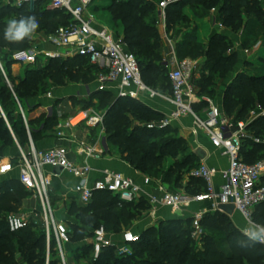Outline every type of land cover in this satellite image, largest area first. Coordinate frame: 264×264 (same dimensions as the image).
Segmentation results:
<instances>
[{
  "label": "trees",
  "instance_id": "1",
  "mask_svg": "<svg viewBox=\"0 0 264 264\" xmlns=\"http://www.w3.org/2000/svg\"><path fill=\"white\" fill-rule=\"evenodd\" d=\"M42 1L37 0L20 9L0 5V49L11 46L7 52L0 51V58L12 84L10 88L0 72V107L7 120L5 122L0 115V158L3 148L18 144L27 152L29 136L35 140L40 134L52 132L57 123L56 113L41 111L36 114L35 111L41 104H32L34 99L45 94L52 84L80 82L88 85L95 80L98 72L97 67L89 64L85 58L74 56L68 59H49L44 66H36L38 63L26 66L22 77L17 80L12 77L9 52L29 48L30 40L25 37L19 42L7 41L4 30L9 22L8 18L19 20L21 17L35 16L39 22V28L35 32L46 34L70 21V16L62 10L49 8V0H44L45 4ZM157 1L112 0L106 9L110 13L112 24L120 28L122 39L135 54L143 83L155 91L169 90L171 93L168 71L161 55V35L155 13ZM184 7H188L190 13L197 18L207 16L212 8L216 9L224 28L239 35L243 49L252 48L258 41L264 48V0H179L166 8L167 32L175 31L177 26H189L191 19L184 13ZM196 41L193 34H186L185 40L176 47V54L177 57L180 54L182 57L189 55L192 58H204L202 67L207 74L203 70L195 80L198 96L203 93L214 97L218 82L229 74H234L223 97L225 114L238 121L244 119L256 105L264 109V65L257 66V70L250 74L245 71L236 73L237 52H228L232 43L223 33L213 30L206 44ZM245 65L252 67L254 63L245 62ZM107 92L111 93L108 90H95L86 98L76 100L88 103L93 97ZM132 102L135 101L129 97H116L108 106L103 120L107 146L115 148L117 154L136 170L154 174L153 177H160L162 182L179 188L183 173H188L191 165L196 163L195 156L189 154L181 138H163L167 125L135 124L126 114L120 115L121 108ZM136 104L137 110L145 109L139 103ZM204 107H207V103L202 100L197 106L194 105L197 112ZM145 113H149L148 110ZM131 116L137 121L148 120L136 110H131ZM246 130L251 137L264 140V117L250 122ZM258 149L264 151V143L256 144L248 137L243 139L241 155L252 157ZM243 160L252 163L247 158ZM200 186L203 189L202 180L190 175L185 189L195 194L200 192ZM28 194L17 178H3L0 181V264H60L53 236L47 246L42 228L29 226L10 232L6 220H3L4 214L19 212ZM116 201L117 197L110 193L98 192L88 204H70L68 212L77 220V224L71 225L76 233L86 235L81 242L91 238L92 231L100 225L107 231H120L123 226L131 223L142 211V207L148 208L147 203L141 200L137 203H122L121 206H117ZM254 212L255 221L264 226V202L256 205ZM229 217L219 211H207L203 214L200 222L204 229L202 248L192 246L191 219H172L159 223L163 233L159 232L158 237L155 236L157 226L148 228L140 235L139 240L131 245L133 252L129 257L130 263H123V258L127 256L117 254L115 247L103 249L94 259L92 246L87 241L74 248L71 258L74 261L76 257L82 260L87 256L89 258L85 262L75 261L69 264H241L242 257L264 264L262 247L247 242L236 229L219 236L211 232H224V220ZM184 224H189L190 227H185ZM69 239L68 244L71 243L70 232ZM79 250L85 253H77ZM46 252L49 253L48 259ZM17 254L21 259L15 257Z\"/></svg>",
  "mask_w": 264,
  "mask_h": 264
},
{
  "label": "built area",
  "instance_id": "2",
  "mask_svg": "<svg viewBox=\"0 0 264 264\" xmlns=\"http://www.w3.org/2000/svg\"><path fill=\"white\" fill-rule=\"evenodd\" d=\"M36 1L0 0V5L20 9ZM177 1L179 0L157 1L156 8L160 13L162 24H165L166 8ZM92 2L93 0H50L49 8L62 10L70 16L68 24L59 26L55 31L46 34L47 42L54 46L55 50H42L36 45H31L27 49L10 51L11 67L14 64L26 67L36 65L41 60L68 59L80 56L85 58L89 64L97 67L98 72L94 82L97 83L98 90L114 89L118 96L129 98H137L142 93L154 95L155 92L143 83L137 58L129 50L127 43L122 37H117L111 33L105 26L97 24L95 15L90 9ZM218 27L222 28V24L219 23ZM167 40L169 41L168 37ZM260 45L261 43L258 41L252 48H246L243 51L246 55H250ZM170 48L172 60L168 77L171 83L170 100L173 109L160 120V123L167 124L182 117L191 116L193 132L204 133L211 145L221 154L227 156V168L220 171L216 167L200 161L197 167L191 170L190 175L202 180V192L185 194L172 192L160 186L158 187L159 194L154 195L144 189V186L151 183L148 176L143 177L142 184H139L121 172L103 169L101 176L90 182L88 173L91 171V167L86 161L83 163L70 161L68 150L64 146L37 150L31 145L27 152L19 148L16 161L12 158L5 161L0 160V181L17 168V180L25 190L37 198L39 210L7 215L5 220L10 232L29 226L42 228L46 236L47 246H49L50 238L53 236L60 264H67L63 247L70 241L69 230L64 221L55 220L49 202V188L53 178L57 175L52 171L45 170L46 167L52 169L55 166L62 167V171L77 178L72 192L81 204L90 203L95 193L108 192L117 197V206L146 198L150 203L151 214H154L156 205L177 211L189 207L194 202L206 200L209 211H220V205L232 204L234 210L238 211L249 224L255 225L252 221V210L256 205L264 202V160L247 163L241 157V150L243 139L247 137L256 144L264 143V140L258 137H251L246 130V126L250 122L264 117V109L256 105L249 110L243 120L234 121L211 99L198 96L192 82L195 62L189 59H178L175 48L172 45ZM0 72L7 85L12 88L1 58ZM86 88L87 93L90 94L92 90L89 85H86ZM44 95L47 98L52 96L50 91ZM201 100L206 101L207 107L204 109V113L199 115L194 110V105ZM20 113L26 123L21 109ZM0 115L7 122L1 107ZM103 120L104 113L80 109L59 121L55 126V134L64 138L65 130L83 123L89 127L100 128L104 132ZM75 144L76 153L82 154L85 160L97 153L94 145L80 141H75ZM218 175L221 178V183L216 185L215 178ZM204 213L196 212L191 217L192 237L197 240L201 239L204 233L200 224ZM121 236V243L115 244L110 240L103 225L95 228L90 239L93 258L96 259L101 251L107 247H115L121 255L131 253V245L139 240L140 235L125 230ZM253 241L261 246L264 252V243Z\"/></svg>",
  "mask_w": 264,
  "mask_h": 264
},
{
  "label": "crops",
  "instance_id": "3",
  "mask_svg": "<svg viewBox=\"0 0 264 264\" xmlns=\"http://www.w3.org/2000/svg\"><path fill=\"white\" fill-rule=\"evenodd\" d=\"M49 7V5H48ZM184 13L187 14L191 22L189 26L183 25V26H177L175 31H166L165 24H159L158 29L161 35V55L163 64L166 66L167 71L170 70V62L172 60L171 56V45L175 48L178 46L180 42L185 40L186 34H193L199 43L206 44L208 40V36L211 33V31L215 30L218 33H223L232 43V49L229 52H237V65L235 67V72H241L238 71L237 66H242V64L245 65V62H250L251 56H258V62L261 61L260 55H258L259 50L263 46H259L257 51H253L250 55H246L243 51V48L240 45L239 35L233 33L230 29L224 28L222 25V28L218 27V24L220 22L219 14L217 10L215 9V12H213V8L210 10L209 14L203 18H197L194 17L188 7L183 8ZM193 17V18H192ZM200 19L199 25L192 24V19ZM192 25V26H191ZM210 27L208 34L205 38L200 39L197 36L196 31H200L201 27ZM189 28L191 31H189ZM34 36L30 37V46L36 45L38 48L42 50L47 51H53L55 50V47L52 46L50 43L46 40V33H36L33 34ZM170 41L167 40V37ZM171 44V45H170ZM177 55V54H176ZM184 59H188L185 58ZM204 59V58H203ZM252 62V61H251ZM47 61L38 62L41 66L46 65ZM203 61L200 63V66H202ZM38 66V65H36ZM246 66V65H245ZM20 65L14 64L11 68V74L12 77L17 80L19 77L23 76V73L20 72ZM20 69V70H19ZM229 77V78H228ZM234 74H229L225 79L220 80L218 82V85L215 89L214 97L212 96L211 99H213L216 102V105L223 111V97L225 93V89L229 85V83L233 80ZM225 81V86L222 84ZM229 81V82H228ZM89 85V88L92 91L98 90V85L96 82L92 81ZM221 86L223 89H221ZM108 91L112 92V94L116 97L118 96L117 92L114 91V89H107ZM51 92L52 96L51 98L45 97V95L39 96L37 99H34L35 101L32 102V104H41V107L36 109L35 113L38 114L41 111H47L49 114L55 112L57 115V123L67 116L71 115L73 112H70V109L72 106L70 105L71 99H83L86 98L88 95V90L86 88V85L80 82H68L65 85H56L52 84L50 89L48 90ZM47 91V92H48ZM153 91V90H151ZM155 92L154 95L147 97L149 101L150 107H152L153 110L158 111L163 118L167 116L173 109V104L170 100L171 93H163L158 91ZM145 97V96H144ZM205 101V100H202ZM201 102V101H200ZM200 102L196 103L197 106ZM206 102V101H205ZM68 107V108H65ZM204 108H201L197 114L202 115L204 113ZM195 110V109H194ZM60 114H63L59 116ZM56 123V124H57ZM160 123V122H159ZM173 130L176 131L178 134V137L183 140V144L187 148L186 150L189 152V154H192L195 156L196 162L198 164L200 161L205 162L209 166L216 167L220 171L225 170L228 166V158L227 156L221 154L219 150L214 148L208 137L202 133H194L193 127H192V118L191 116L182 117L179 120H174L169 123ZM162 124V125H167ZM56 126V125H55ZM55 126L52 130V132H47L44 134H40L35 140H33L30 136L28 137V144H27V150L30 149V146L32 145L37 150H45L47 148L53 147V146H64L68 150V158L70 161L75 163H83L86 161L88 165L91 167V171L88 173V179L90 182L94 181L95 179L99 178L101 176V172L103 169L118 171L123 173L125 176L132 178L135 182L142 184V178L147 176L144 173L136 170L133 166H131L128 162L123 160L116 152V149H111L106 144V136H97V133L94 128L97 127H89L86 124H80L72 129L65 130V137L60 138L55 134ZM105 133V132H103ZM75 141L85 142L90 145H94L97 153L94 156H91L85 160L84 156L82 154L76 153L75 149ZM19 148H21L18 144L11 147H6L2 149L1 152V158L0 160L5 161L9 158H12L14 161H16L17 156L19 154ZM201 150L204 154L203 159H199L195 151ZM180 157V155L178 156ZM242 159H249L250 157H245L244 154L241 155ZM46 171H53V168H45ZM190 172L183 173L182 179L180 180V187L176 188L179 190H186V186L188 184L189 178H190ZM55 173V172H54ZM52 180V184L49 188V202L54 211H56L59 214L58 221H64L66 224H77V220L73 217L72 219L68 218L66 216L69 209L70 204L76 203L77 205L81 204L78 199L76 198L75 194L72 192L73 186L77 182V178L74 177L71 174H68L67 172L61 171L60 174H56ZM17 177V168H15L13 171L8 173L5 178H16ZM150 178V177H149ZM151 183L150 185L144 186V189L146 192L152 193L154 195L159 194V188L163 187L169 191L170 186L167 183H164L161 181L160 177L150 178ZM216 185H219L221 183L220 176H216L215 178ZM200 192L203 191L202 186H200ZM143 201L147 203L148 208L145 209V214L137 217L138 219H133V223L131 222L127 227H131L130 231L141 235L143 234L148 228L150 227H156L157 224H159L162 221L166 220H172V219H179V220H185V219H191L192 215L196 212H207L209 211L208 202L206 200H201L198 202L192 203L187 208H182L177 211H172L167 207L156 205L155 206V212L154 214H151V208L150 203L146 198H141L138 201ZM136 201L135 203H137ZM39 210V202L37 198L29 192L28 196L23 200L22 206L18 213H26L31 211H38ZM238 212L234 210V213ZM234 213L232 215H234ZM232 215L230 217H232ZM71 220V221H70ZM125 226L122 227L120 231L114 232V231H107L110 240L113 241L115 244L121 243V235L122 232L125 231ZM91 239V238H90ZM89 239V242H90ZM87 242V240H84L81 242V244H77L78 246L83 245ZM77 247V246H75ZM74 247V248H75ZM64 252L66 257V262L69 263H75L74 259L71 258V252L73 248H71L70 244L64 245ZM70 252V253H69ZM24 264V263H22Z\"/></svg>",
  "mask_w": 264,
  "mask_h": 264
},
{
  "label": "rangeland",
  "instance_id": "4",
  "mask_svg": "<svg viewBox=\"0 0 264 264\" xmlns=\"http://www.w3.org/2000/svg\"><path fill=\"white\" fill-rule=\"evenodd\" d=\"M112 0H93V2L91 3L90 5V9L93 11L94 15H95V19H96V22L97 24L101 25V26H105L106 28L109 29V31L111 33H113L115 36L117 37H121L122 34H121V30L120 28L118 27H115L111 20H110V13L107 11V7L112 3L111 2ZM154 1H157V0H154ZM45 1L43 0L41 3L45 4L44 3ZM47 4L49 5L50 4V0L47 1ZM215 12V11H214ZM155 13H156V17H157V25L161 24V16H160V13L157 10H155ZM193 18V17H192ZM14 18H8V21L10 20H13ZM200 22V19H192V24H197L199 25ZM192 26V25H191ZM205 25H203V27H201V30L200 31H196L197 33V36L202 39V38H205L206 35L208 34L209 32V25L208 27H204ZM186 27V26H185ZM187 28V27H186ZM189 31L190 28H189ZM36 33H41V32H34L33 34H36ZM33 34H31L29 37H26L28 39H30L31 36H34ZM195 42V40L193 41ZM197 42V41H196ZM249 43H251V39L249 40ZM33 46V45H32ZM8 49L10 50L11 49V46H6V47H2L0 49L1 52H7ZM179 49V48H178ZM232 47L228 50L231 51ZM258 50V49H257ZM255 50V51H257ZM258 55H260V59L261 61L258 62V59L259 57L254 55V56H251L250 57V61H252L254 63V66L252 67H249V66H245L244 64H242V66H237V69L238 71H245L247 72L248 74L250 73H253L257 70V66H262L264 65V48L262 47L259 52H258ZM185 58H188L189 60L195 62V67L193 69V73H192V82H194V86L196 88V90H198V86L195 84V80L199 78V76H201V72L204 70L205 74H207V71L205 69H203L202 66H200V63L204 60L202 56H199L197 58H192L190 57L189 55H185V56H181L180 54L178 55V59H184ZM237 65V63H236ZM235 65V67H236ZM38 66H40V64H38ZM20 69V72L23 73V71L25 70V67L20 66L19 67ZM12 69V68H11ZM256 69V70H255ZM12 72V71H11ZM236 75V74H235ZM229 78V77H228ZM229 82V81H228ZM223 86H225V81L224 83L222 84ZM61 86V84L59 85ZM150 89V88H149ZM221 89L222 86H221ZM49 90V89H48ZM150 90H153V89H150ZM155 91V90H153ZM112 93V92H111ZM111 93H104L102 95H99V96H95L93 97L90 102L88 103H81L79 101H77L76 99H71V103L70 105L72 106V108L70 109V112H76L77 110H80V109H88L90 110V112H96V113H106L107 112V108L108 106L114 101L115 99V96ZM163 93H167V94H170V91L169 90H164ZM201 96H205L202 94H200ZM145 96V97H144ZM150 97L151 95L148 94V93H142L140 94L137 98H131L132 100H134L136 103H139L140 105L144 106L145 109H139L137 110V104L135 102H132L131 104L127 103L126 105H124L122 108H121V111H120V115H127L131 118V120L135 123V124H147V125H156V126H164L162 125V123H159L160 120L163 119V117L161 116V114L158 112V111H155V110H152V107H150V105L148 104L149 101L148 99H146L147 97ZM200 96V97H201ZM205 98H211L210 96H205ZM215 99V98H214ZM213 99V103L216 104L215 100ZM81 100V99H80ZM65 108H68V107H65ZM131 110H136L137 113L139 114H142L143 116H146V118H148L147 121L145 120H135L132 116H131ZM145 110H148L149 113H145ZM158 112V113H157ZM224 112V110H223ZM225 113V112H224ZM63 114H60L59 116H61ZM244 118V117H243ZM240 120H243V119H240ZM96 133H97V136H104L105 133L102 132V130L100 128H94ZM174 131V133L172 132ZM154 134H156L154 132ZM158 134V133H157ZM178 137V134L176 133L175 130H173V128L167 124V127H166V132L163 136V138H170V139H173V138H176ZM107 145V144H106ZM249 160L254 163L256 161H259V160H264V151H262V149H258L256 154L252 155V157L249 158ZM171 161V160H169ZM198 165V162L194 163L193 165H191V170L195 169ZM190 170V171H191ZM145 175H147L148 177L150 178H155L153 176H155L154 174H147L145 173ZM170 190L172 192H178V193H185V194H191L189 191H186V190H179V189H176L175 187H172L170 186ZM200 193V192H198ZM196 194V193H195ZM142 211L140 213H138L137 216H135V218H133L134 220L135 219H138L137 217H140L142 215H144L145 213V208L142 207ZM8 214H11V213H6L4 214V217H3V220H5V216L8 215ZM255 212H254V209L252 210V221L255 225L253 224H249V222H247L245 220V218L239 213V212H235L234 215H232V217H229V218H226L224 220V225L226 226L225 228V231L224 232H219V231H216V230H213L211 231L214 235H225L226 233L230 232L232 229H236L240 234H242L245 239L247 240V242L251 243V244H254L255 242L251 239H249V237L245 234V227H252V226H261L259 223H257L254 219V216H255ZM66 216L70 219L73 218V215L71 213H67ZM54 218L55 220H58L59 218V214L54 211ZM71 221V220H70ZM133 223V220L131 221ZM184 226L186 227H190V225H186L184 224ZM192 226V225H191ZM67 227L68 229L70 230V235H71V243H70V246L71 248H73L72 250H70L71 252V255L73 256V250H74V247L75 246H78L77 244H81V240L86 238V235L82 234V233H76L75 230H74V227L69 224H67ZM126 230H130L131 227H125ZM159 232H162L163 233V230L159 228V224H157V232L155 233V236L158 237L159 235ZM191 238L192 237V233H191ZM89 239L90 238H87V241L89 242ZM192 246L195 247V246H198L200 248H202V238L197 240L195 238H193V243H192ZM75 248H78V247H75ZM77 250V249H76ZM69 252V253H70ZM78 252H82V253H85V251L83 250H79L77 251ZM133 252V249L131 248V253H128L126 254L125 258H123V263H130L131 260H130V256ZM117 254H119L117 251H116ZM115 253V254H116ZM75 254V253H74ZM18 260L21 259L19 254H17L15 256ZM46 257L47 259L49 258V253L46 252ZM87 258H89V256L85 257L84 260L82 259H79L78 257H76V262H85L87 260ZM264 262V260H263ZM241 264H258V262H256L255 260H251L249 258H244L242 257L241 259Z\"/></svg>",
  "mask_w": 264,
  "mask_h": 264
},
{
  "label": "clouds",
  "instance_id": "5",
  "mask_svg": "<svg viewBox=\"0 0 264 264\" xmlns=\"http://www.w3.org/2000/svg\"><path fill=\"white\" fill-rule=\"evenodd\" d=\"M39 28L35 16L10 20L4 30V38L10 42H19L29 37ZM245 234L251 240L264 243V226L245 227Z\"/></svg>",
  "mask_w": 264,
  "mask_h": 264
},
{
  "label": "water",
  "instance_id": "6",
  "mask_svg": "<svg viewBox=\"0 0 264 264\" xmlns=\"http://www.w3.org/2000/svg\"><path fill=\"white\" fill-rule=\"evenodd\" d=\"M195 154L196 156L199 158V159H203L204 158V154L201 150H196L195 151ZM53 171L56 173V174H60L61 171H62V167L60 166H55L53 168ZM219 212H222L228 216H231L233 213H234V206L232 204H226V205H220L219 206Z\"/></svg>",
  "mask_w": 264,
  "mask_h": 264
}]
</instances>
